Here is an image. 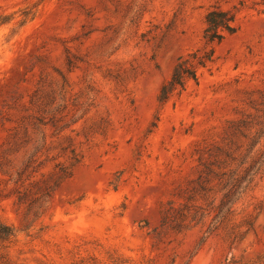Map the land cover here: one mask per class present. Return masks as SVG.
Masks as SVG:
<instances>
[{
  "label": "rangeland",
  "instance_id": "374dc122",
  "mask_svg": "<svg viewBox=\"0 0 264 264\" xmlns=\"http://www.w3.org/2000/svg\"><path fill=\"white\" fill-rule=\"evenodd\" d=\"M0 226V264H264V0H0Z\"/></svg>",
  "mask_w": 264,
  "mask_h": 264
},
{
  "label": "trees",
  "instance_id": "16d2710c",
  "mask_svg": "<svg viewBox=\"0 0 264 264\" xmlns=\"http://www.w3.org/2000/svg\"><path fill=\"white\" fill-rule=\"evenodd\" d=\"M206 27L203 37L206 44H219L225 33L231 34L234 31V15L230 11L211 10L205 17ZM214 48L210 46L202 51H194L180 58L170 76V78L162 85L158 99L163 101L167 99L170 93L177 89H182L188 80H197V70L205 67L213 61ZM11 236L10 231L6 227L0 226V238L7 239Z\"/></svg>",
  "mask_w": 264,
  "mask_h": 264
}]
</instances>
